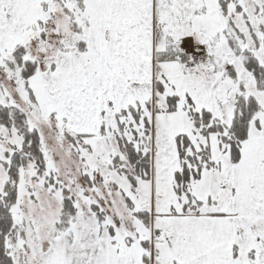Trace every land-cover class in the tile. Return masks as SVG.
I'll list each match as a JSON object with an SVG mask.
<instances>
[{"label":"snow or ice","instance_id":"6c2138e0","mask_svg":"<svg viewBox=\"0 0 264 264\" xmlns=\"http://www.w3.org/2000/svg\"><path fill=\"white\" fill-rule=\"evenodd\" d=\"M0 264H264V0H0Z\"/></svg>","mask_w":264,"mask_h":264}]
</instances>
